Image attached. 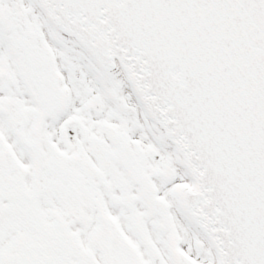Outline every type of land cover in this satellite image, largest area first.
I'll use <instances>...</instances> for the list:
<instances>
[{
  "label": "snow or ice",
  "instance_id": "snow-or-ice-1",
  "mask_svg": "<svg viewBox=\"0 0 264 264\" xmlns=\"http://www.w3.org/2000/svg\"><path fill=\"white\" fill-rule=\"evenodd\" d=\"M0 264H264V0H0Z\"/></svg>",
  "mask_w": 264,
  "mask_h": 264
}]
</instances>
